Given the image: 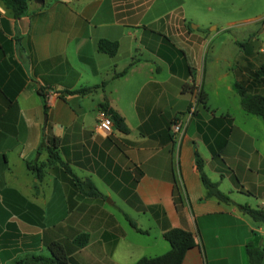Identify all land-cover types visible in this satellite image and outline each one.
Returning a JSON list of instances; mask_svg holds the SVG:
<instances>
[{
  "label": "crops",
  "instance_id": "obj_1",
  "mask_svg": "<svg viewBox=\"0 0 264 264\" xmlns=\"http://www.w3.org/2000/svg\"><path fill=\"white\" fill-rule=\"evenodd\" d=\"M190 1L30 0L17 17L0 0V264L51 256L54 242L71 264H135L170 250V228L194 235L184 264H251L247 244L264 245V222L239 204L264 208V119L243 109L233 84L264 61L263 45L239 42L217 74L210 33L186 14ZM102 39L118 43L114 55L99 49ZM230 72L234 109L211 95L216 88L221 97L217 80ZM50 90L57 95L48 104ZM198 91L205 103L178 147L173 123ZM106 100L130 132L101 133ZM51 139L103 197L85 195L50 161ZM196 153L230 202L207 196ZM29 164L43 168L41 179ZM81 233L89 241L77 247Z\"/></svg>",
  "mask_w": 264,
  "mask_h": 264
},
{
  "label": "trees",
  "instance_id": "obj_2",
  "mask_svg": "<svg viewBox=\"0 0 264 264\" xmlns=\"http://www.w3.org/2000/svg\"><path fill=\"white\" fill-rule=\"evenodd\" d=\"M9 8H11L15 15L19 17L28 9L30 0H2ZM246 43H243V45ZM99 49L114 55L118 49V43L102 39L99 42ZM125 72V71H124ZM123 72V73H124ZM244 79H239L234 82V88L241 97V105L243 109L255 115H259L264 119V92H259L257 88L264 87V61L258 66L252 65L247 69ZM246 77V78H245ZM94 87L83 89V91L91 90ZM198 102L205 103V95L203 91L198 93ZM104 111L114 121V126L120 131L128 133L130 128L127 125L125 118L116 109L110 106L108 100L101 104ZM46 145L50 154V161L61 162L68 173L71 174L73 182L78 189L90 197H103L102 192L91 179L81 180L70 168L64 163L59 153L54 148V140H46ZM197 164L201 171L202 181L207 188V196H215L218 199L230 202V196L223 192L217 182H213L204 172L203 158L196 153ZM29 167L36 172L38 179L43 176V168L37 164H29ZM239 208L245 213L249 214L254 220L264 222V208H254L247 204H239ZM131 224L141 230L137 223L127 216ZM166 240L170 243V250L164 254L157 256H144L140 258L135 264H184L186 253L195 246V239L192 232L182 228H170L164 234ZM89 241V234L81 233L76 238L77 247H83ZM51 256L31 255L25 259L19 260L16 264H71L69 255L60 242H54L50 245ZM247 254L251 264H262L264 259V245L254 246L253 243L247 244Z\"/></svg>",
  "mask_w": 264,
  "mask_h": 264
},
{
  "label": "rangeland",
  "instance_id": "obj_3",
  "mask_svg": "<svg viewBox=\"0 0 264 264\" xmlns=\"http://www.w3.org/2000/svg\"><path fill=\"white\" fill-rule=\"evenodd\" d=\"M198 3L202 9L200 12H196L194 7ZM185 10L186 14L194 19L191 21L192 26L200 22L203 28L201 32L210 33L207 38V45L211 42V52L216 55L217 74L220 70H225L235 60L241 49L239 42L248 41L256 46L255 49L257 50L264 43V0H191ZM210 37L211 40H209ZM207 57V66L209 67L211 63L209 56ZM263 59L264 53L258 52L257 61L261 62ZM227 77L228 80L226 81ZM227 77L217 80V85L221 88V97L216 94V88L212 89L211 95L219 105L226 103L234 109L236 100L226 93L227 85L232 78L231 72ZM238 77L244 79V75ZM261 88L263 87L260 86L257 90L260 89V92H264V88ZM111 199L113 198H107L108 204H110ZM129 221L126 218L125 224H129L133 228L134 226Z\"/></svg>",
  "mask_w": 264,
  "mask_h": 264
},
{
  "label": "built area",
  "instance_id": "obj_4",
  "mask_svg": "<svg viewBox=\"0 0 264 264\" xmlns=\"http://www.w3.org/2000/svg\"><path fill=\"white\" fill-rule=\"evenodd\" d=\"M261 52H264V43H263V47L261 49ZM56 95H57L56 91L50 90L46 94V102L48 104L51 103L52 99ZM198 104H199V102H198V94H197L194 102L191 104V106L189 107L187 112L185 114H183L181 117H178L173 123L172 128H173V132H174L175 141H176L178 147L182 143L186 127H187L190 119L193 117L194 113L196 112ZM98 129L101 131V133L103 135L108 136L113 132L114 121L112 120V118L109 115L104 114L99 119Z\"/></svg>",
  "mask_w": 264,
  "mask_h": 264
},
{
  "label": "water",
  "instance_id": "obj_5",
  "mask_svg": "<svg viewBox=\"0 0 264 264\" xmlns=\"http://www.w3.org/2000/svg\"><path fill=\"white\" fill-rule=\"evenodd\" d=\"M41 1H43V0H41ZM47 119V115L45 116V120Z\"/></svg>",
  "mask_w": 264,
  "mask_h": 264
}]
</instances>
